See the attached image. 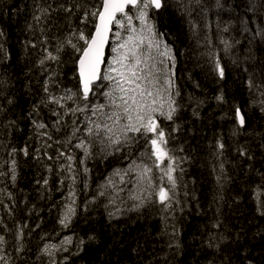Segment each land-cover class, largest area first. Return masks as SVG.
Returning <instances> with one entry per match:
<instances>
[{"label": "trees", "instance_id": "obj_1", "mask_svg": "<svg viewBox=\"0 0 264 264\" xmlns=\"http://www.w3.org/2000/svg\"><path fill=\"white\" fill-rule=\"evenodd\" d=\"M186 3L164 0L160 10L149 11L175 56L178 110L172 121L158 120L176 158V195L166 208L155 195L146 199L145 191V203L137 209L140 202L129 199L131 186L117 196L104 185L115 169L133 160L151 167L155 157L138 159L150 145L138 138L130 148L104 158L93 142L92 154L85 158L74 147L81 138L90 140L83 130L84 114L65 115L54 127L59 118L53 113L63 115L75 105L65 100L60 108L49 101V94L77 91L79 54L65 45L59 60L40 64L47 52L56 55V47L72 32H94L91 16L81 23L83 6L98 7L100 0H0L6 53H0V172L6 173L0 176V219L8 229L0 225V235L11 264H264V0H220L221 8L216 0H201L189 5L191 15L184 11ZM66 7L73 11H64ZM237 109L245 117L243 127L236 121ZM40 123L47 127L38 128ZM74 127L81 131L67 143ZM59 152L72 155L73 161L55 159ZM159 174L153 168L149 191L161 183ZM162 183L170 187L166 178ZM70 188L76 215L64 227L59 217ZM112 197L120 208L123 204L121 214L108 209ZM20 227L22 240L16 236ZM65 234L72 242L64 254L41 255L44 245ZM21 243L24 251L18 253Z\"/></svg>", "mask_w": 264, "mask_h": 264}, {"label": "snow or ice", "instance_id": "obj_2", "mask_svg": "<svg viewBox=\"0 0 264 264\" xmlns=\"http://www.w3.org/2000/svg\"><path fill=\"white\" fill-rule=\"evenodd\" d=\"M192 3L199 5L201 0H187L184 11L188 15H191L189 5ZM163 6L164 0H100V5L91 9L84 5L81 23L88 22L89 16H91L94 21V32L86 35L82 28L72 32L63 44L56 47V55H53L51 51L47 52V55L40 60V64L44 65L46 60H59V53L64 51L65 45L79 54L76 59L78 66L77 79L79 81L77 91L74 92L71 89H67L65 95L59 97L49 94V101L60 108H65V104L62 103L65 100L72 101L75 105L74 107L66 108L63 115L58 111L53 113L59 118L55 122L54 127L60 124L65 115L76 116L78 112L84 114L85 123L83 124V130L90 140L81 138L74 147L82 149L85 158L91 156L93 142L100 146V154L107 158L113 152H120L124 148H130L133 143L138 142V138L145 139L146 143L150 145V151L146 150V152L140 153L138 159L146 155L149 160L155 157V160H152V166L144 164L142 160L141 163L133 160L129 163L128 168L123 170V173L117 169L114 175L120 176L121 182H123L125 175H128L129 172H135L138 181L147 179L148 187L152 188L153 177L151 174L153 173V168L158 169L160 173L158 179L161 183L155 185V191H148L147 195L149 199L155 195L158 197L160 204L170 208L176 195L175 189L177 188V179L174 176L176 158L171 154V149L167 147L168 139L166 138L165 129L159 123L158 117H162L167 121L173 120L178 110L175 97L179 96L180 93L178 89L174 90L171 70L164 65L163 59H157V57H166L174 67L175 56L172 54L171 47L164 41V34L156 30L154 22L149 17L150 10H159ZM254 6L253 4L252 7L254 8ZM216 7H223L220 0H216ZM76 8L79 11L81 5L77 4ZM64 11L72 12L73 9L66 7ZM42 12H47V10H42ZM134 20L139 21V27L134 23ZM3 36V32L0 31V53H5L2 43ZM73 37H75L77 42H73ZM110 37L113 40L110 48L112 55L110 60H106L105 49L109 45ZM80 41L83 43L80 44ZM224 44L227 50L230 45L227 41H224ZM153 49H155V55L153 54ZM162 65L164 67H161ZM102 68L104 69L103 72ZM216 69L218 70V75L223 78L224 69L218 62L216 63ZM161 74L164 76L163 81H161ZM105 81L108 83L105 84ZM249 86L251 87V81H249ZM102 88L107 89L101 93L106 98L107 103L90 102V94L95 96L96 91ZM45 91L47 92V88H45ZM77 99L81 103H77ZM218 99L222 100L223 97H218ZM88 113H91V116L87 115ZM236 115L240 126H243L245 124L244 115L241 114L239 109L236 110ZM91 117H96V119ZM100 117L104 119L101 120ZM72 123L75 125L76 120H73ZM37 127L44 129L47 125L40 123ZM58 130L59 128L57 127ZM80 131V127H74L66 142L71 143L72 137ZM150 133L153 134L151 137H149ZM44 135L48 134L44 133ZM48 139L51 140L52 137L48 135ZM59 142L57 141V143ZM47 147H51V145L48 144ZM219 147L222 149L224 145L220 144ZM22 151L25 156L28 155L27 147L22 149ZM13 152H15V149H13ZM37 152H39V149H37ZM62 156L69 162L73 161V156L66 155L64 152H59L55 159L59 160ZM47 159L52 160L53 157L47 156ZM165 160L168 161L167 164H165ZM162 165L163 167H161ZM63 169L64 166L62 165L61 170ZM67 170L70 173L73 171L71 163L67 165ZM48 171H51V168ZM88 171L87 168L84 169L85 173ZM11 173V180L14 183L17 179L15 160L12 161ZM4 175L6 173L0 172V176ZM69 178L74 184L75 175ZM165 178L170 187H165L162 183ZM43 183L47 185L48 180L45 179ZM113 183L111 177H109L104 187ZM99 195L103 196L105 193L100 192ZM8 196L11 199V193H8ZM69 197L72 200V205H74V188L69 189ZM129 199L140 201V203L134 205L137 209L145 203L142 194L133 195L130 192ZM114 201L115 197H112L111 202ZM0 203H3V201H0ZM72 205L67 206L63 219L60 220L64 227L68 226L70 217L75 214V208ZM9 211H11L10 208ZM110 215L112 214L110 213ZM0 225H3L8 230L2 219H0ZM16 236L20 240L23 239V227L17 230ZM65 242L71 243V237L66 238V241L62 242V244ZM81 243H83L82 240ZM5 244V236L0 235V261L3 264H11L4 248ZM209 246L212 245L210 244ZM59 248L60 246L55 244L45 245L42 253L51 257L53 256L52 250L58 251ZM64 250L67 251L66 248ZM16 251L18 253L23 252L24 245L22 243L19 244Z\"/></svg>", "mask_w": 264, "mask_h": 264}, {"label": "rangeland", "instance_id": "obj_3", "mask_svg": "<svg viewBox=\"0 0 264 264\" xmlns=\"http://www.w3.org/2000/svg\"><path fill=\"white\" fill-rule=\"evenodd\" d=\"M134 23L137 25V27H139V21H135L134 20ZM122 34H125V33H122ZM153 54L155 55V49H153ZM111 55H112V53H111ZM110 59H111V57L109 58V60ZM157 59H163L164 60V65L167 66V69L171 70L172 73L174 72L173 65L168 61V59L166 57H157ZM164 65H162L161 67H164ZM163 79H164V76H163V74H161V81H163ZM172 79H173V82H174L173 75H172ZM107 83L108 82L105 81V84H107ZM106 90H107L106 88L98 89V91H96V95L94 96L93 101L101 103V104H106L107 103L106 98L101 94L103 91H106ZM91 96L92 95H90V98H91ZM87 115L91 116V113H88ZM91 118L92 119H96V117H91ZM100 119L103 120L104 118L100 117ZM121 172L123 173V171H121ZM111 179H112V181L114 183L112 185L107 186L106 188L113 189V190L117 191L118 193L125 192L124 188L127 185H129V186L131 185L130 192L132 193L131 190L135 191L134 195L135 194H142L143 195V194L146 193L145 191H149L147 179H145L144 181H138L135 172H129L128 175H125L123 177V182H121V178L118 175H114L113 174V176H111ZM137 185H139V187H137ZM121 189H123V190L121 191ZM145 189H147V190H145ZM146 199H148V195H147ZM69 203L72 204L71 198L69 200ZM70 219H71V217H70ZM66 245H68V243L65 242L63 244L61 243L59 246H62L61 248H64ZM58 251H56L55 254L58 253ZM49 264H53V260H50Z\"/></svg>", "mask_w": 264, "mask_h": 264}, {"label": "bare ground", "instance_id": "obj_4", "mask_svg": "<svg viewBox=\"0 0 264 264\" xmlns=\"http://www.w3.org/2000/svg\"><path fill=\"white\" fill-rule=\"evenodd\" d=\"M173 78H175V73L173 72ZM177 101V100H176ZM178 102V101H177ZM240 110V109H239ZM241 112V111H240ZM236 116V121H237V123H238V125L240 126V124H239V120H238V117H237V115H235ZM158 118H162V117H158ZM244 126V125H243ZM243 126H240V127H243ZM128 165H129V163H126V164H124L123 166H121L120 168H117V169H119V170H121V171H123V170H125V169H127L128 168ZM117 169H115V170H117ZM114 170V171H115ZM114 171H112V172H114ZM111 172V173H112ZM110 173V174H111ZM109 174V175H110ZM114 174V173H113ZM113 174L111 175V176H113ZM110 176V177H111ZM108 179H109V177H107V181H106V184H107V182H108ZM131 186V185H130ZM130 186H126L124 189H126V188H129ZM106 188V187H105ZM110 189V188H109ZM110 191L111 192H113V193H115L117 196H121L122 195V193H118L117 191H115V190H113V189H110ZM126 194V193H125ZM109 202V204H108V209H110V210H118L117 211V214H121L122 212H123V208H122V206H123V204H122V206H121V208H120V206L118 205V203H114V202H111V201H108ZM68 205H72L71 203H69V202H64V206H63V208H62V211H61V213H60V217H59V222H60V220L61 219H63V216H64V213H65V211H66V208H67V206ZM126 206V205H125ZM73 207L75 208V214L74 215H72L71 216V221L73 220V218H75V215H76V207H75V204L73 205ZM120 208V209H119ZM69 223V222H68ZM68 237H71L70 235H63L59 240H57V241H55V242H53V243H47L46 245H52V244H55V245H57V246H59L63 241H65L66 240V238H68ZM71 242H72V237H71ZM70 244L71 243H68V245H66L64 248H61L62 246H60V248H59V251H58V253H56L55 254V250H52L53 251V256H51V257H56V256H58V255H62V254H64L65 253V248L67 249L69 246H70ZM45 247V245L41 248V255L42 256H44V257H49L47 254H43L42 253V250H43V248ZM51 257H49V258H51ZM0 263H3L2 261H0Z\"/></svg>", "mask_w": 264, "mask_h": 264}, {"label": "water", "instance_id": "obj_5", "mask_svg": "<svg viewBox=\"0 0 264 264\" xmlns=\"http://www.w3.org/2000/svg\"><path fill=\"white\" fill-rule=\"evenodd\" d=\"M160 10V9H159ZM115 28V26H114ZM111 41H112V38L110 37V41H109V45L106 47L105 49V59L108 60V52H109V49H110V46H111ZM77 70H78V66H77ZM104 71V69L102 68V72ZM91 95V94H90Z\"/></svg>", "mask_w": 264, "mask_h": 264}]
</instances>
